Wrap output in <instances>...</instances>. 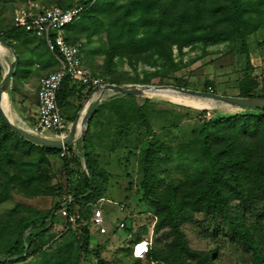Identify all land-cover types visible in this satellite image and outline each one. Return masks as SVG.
<instances>
[{
  "label": "trees",
  "instance_id": "16d2710c",
  "mask_svg": "<svg viewBox=\"0 0 264 264\" xmlns=\"http://www.w3.org/2000/svg\"><path fill=\"white\" fill-rule=\"evenodd\" d=\"M39 1L43 7H84L79 19L67 27V40L82 43L83 58L94 69L92 75L104 83L165 85L170 78L177 86L189 88V83L176 76L184 65L186 48L203 47L205 52L218 44L241 42L247 52L248 38L264 28V0ZM14 2L0 0V11ZM0 37L12 42L19 55L12 93L21 91V77L29 79L25 54H33L36 48L33 35L11 22L0 27ZM45 44L53 58L33 54L39 74L58 64ZM98 56L103 58L100 66ZM247 58L238 96L264 97L257 93L259 82L250 75L253 65ZM125 64L132 72L119 69ZM2 71L7 69L0 63V82ZM93 88L64 78L58 94L64 118L75 101L80 104L65 118L67 124L75 120ZM170 92L207 106L222 104ZM147 96L154 98L149 92ZM154 105L150 99L141 103L131 95L110 96L91 118L85 141L77 148L79 154L68 147L66 155L63 149L25 140L0 114V199L15 190L29 199L50 196L56 200L49 210L18 205L7 215L0 214V264H140L131 246L133 260L122 257L119 261L104 258L98 246L92 248L94 206L106 198L112 175L101 158L122 149L139 158V204L154 218V233L168 229L164 239L156 238L150 245L146 264H217L219 247L194 249L183 230L185 224H197L199 214L210 220L206 230L210 235L204 233L205 238L217 243L218 236L223 237L252 264H264V110L247 109L199 121L187 139L175 140L166 134L181 132L180 114L157 131L153 118L163 111ZM18 124L33 131L26 122ZM56 162L65 170V183L56 181ZM60 210H65V218L57 215ZM133 216L128 217L133 220ZM60 223L62 227L56 230ZM124 228L128 238L144 240L133 224L125 222ZM143 230L148 232L146 227ZM8 235L15 240L5 246ZM162 240H166L163 245Z\"/></svg>",
  "mask_w": 264,
  "mask_h": 264
},
{
  "label": "rangeland",
  "instance_id": "374dc122",
  "mask_svg": "<svg viewBox=\"0 0 264 264\" xmlns=\"http://www.w3.org/2000/svg\"><path fill=\"white\" fill-rule=\"evenodd\" d=\"M31 4L36 7H41L43 5L39 0H16L14 3L5 5L0 11V27L2 28L5 24L13 22V16L16 15L19 9ZM33 38L35 42L34 47H36L33 48L35 49L33 54L38 56L43 53L42 59L53 58L52 54L48 52L44 39L34 35ZM96 43L97 42H95V44ZM241 44V42L235 44L222 43L209 47L205 52L203 47L186 48L184 50V65L182 69L177 72L176 76L181 78L184 82L189 83L191 85L189 88L191 89L204 90L205 88L220 94L238 96L240 92L238 87L239 81L245 75L246 65L248 64L247 57L249 56L251 65H253V71H251L250 75L255 77L259 82L257 93L264 94V28L248 38L247 52L242 50ZM9 52L13 57L10 50ZM175 53L178 56L177 50H175ZM33 54L31 51L25 54L26 65H24V70L27 71L26 75L29 73V79L26 80V78L21 77V91H13L12 93V105L20 114H22L23 107H25L26 114H29V110L36 104L35 92L38 86L36 85V81L31 78V75L37 73V67L33 65ZM102 63L103 58L98 56L96 58V64L100 66ZM83 65L91 74L94 73V69L88 66L84 58ZM119 69L132 72L128 64L119 67ZM2 72L4 73V71ZM154 84L158 85L159 83L155 82ZM164 84L176 85L174 80L170 78L166 79ZM20 92L25 97L22 102V97L19 96ZM154 93L153 99L138 97V101L142 103L145 99H150L156 103L154 107L157 111H163L160 115L153 118V125L157 131H161L162 125L168 126L169 121L174 115L180 114L181 132L175 133L168 131L166 134V136H172L175 140H178V138L187 139L199 121L217 118L229 114L230 112L225 107L219 106L215 108L212 107L213 105L207 106L206 103L182 97L175 92H170V90L156 91ZM22 103L25 104L22 105ZM10 118L14 121L12 117ZM45 134L48 136L52 135V133L46 132ZM101 160L112 175L108 184L106 198L100 205L104 214V223L100 227H91L93 234L92 248L98 246L102 256L111 261H119L122 257L133 260V258L130 257L131 255L128 247L134 245L135 251L138 238H128L127 231L120 226L122 222L125 221L126 224L128 223L129 225L133 224V229L137 235L144 240H148L151 244L156 238L164 239L163 234L167 232L168 229L159 233H154V218L144 212L145 210L141 204H139V197L141 195L137 187L140 177L139 158L136 155H130L127 150L122 149L118 153H113L110 156L103 155ZM54 168L56 171V181L65 183V170L62 164L56 162ZM131 183H133L132 188ZM55 202L56 200L47 196L29 199L19 192L12 190L9 196L0 199V214L7 215L11 211L17 209L18 205L36 207L42 211L49 210L54 206ZM121 207H123L124 210H122ZM130 214H134L133 220L128 217ZM57 215L60 219L67 216L65 210H60ZM197 218L199 221L197 224L189 223L185 224L183 227L187 241L192 248L208 250L219 247L216 260L217 264H252L247 256L236 249L228 240H225V238L218 236L216 240L217 243L211 241L210 238H205L204 233L207 234L206 230L207 227H209L210 220L203 214H199ZM61 227L62 223L57 226L56 230H59ZM144 227L148 229V232L143 230ZM101 229H105L106 231L102 233ZM209 231L212 233L213 229L211 228ZM53 232L54 230H51L48 234ZM7 238L9 241L5 243V246H7L9 242L11 243L15 240L11 235H8ZM165 241L166 240H162L161 244L163 245ZM136 256L140 258V264L147 263L146 253H141ZM4 259L7 258L4 257Z\"/></svg>",
  "mask_w": 264,
  "mask_h": 264
},
{
  "label": "built area",
  "instance_id": "2783aa9c",
  "mask_svg": "<svg viewBox=\"0 0 264 264\" xmlns=\"http://www.w3.org/2000/svg\"><path fill=\"white\" fill-rule=\"evenodd\" d=\"M83 10V6L64 9L58 5L36 7L31 4L19 9L13 18L15 26L23 28L34 36L43 38L59 63L57 70L43 76L39 82L38 120L32 126L35 129L34 132L38 134L52 133L50 136L60 138L69 131V124H67L58 103V94L65 77L94 87L104 83L84 67L82 43L72 44L67 40V27L79 19ZM67 148H63L62 155L68 153ZM73 152L79 154L78 149H73ZM83 170L87 175L89 174L85 165ZM104 200L102 199L101 202ZM71 201L72 197L68 195V202ZM101 202L94 206L95 210L91 221L93 227H100L104 223ZM121 209L124 210L123 207ZM73 220L74 218H71V221ZM120 226L124 228L125 222H122ZM105 231V229H101L102 233ZM141 245H144V248L139 251ZM150 245L151 242L148 240L136 243L135 254L147 253Z\"/></svg>",
  "mask_w": 264,
  "mask_h": 264
},
{
  "label": "water",
  "instance_id": "95a60500",
  "mask_svg": "<svg viewBox=\"0 0 264 264\" xmlns=\"http://www.w3.org/2000/svg\"><path fill=\"white\" fill-rule=\"evenodd\" d=\"M0 44L7 47L13 55L12 59L6 56V60L8 61L10 66L7 71L3 73V77L0 82V114L11 129H13L25 140L37 146L46 147L50 149H63L67 147H76L79 144H83L85 141L86 134L88 132L89 122L96 110L110 96L118 94L148 98L147 94L149 91L160 88H169L186 96L213 99L222 104L230 105L233 107H239L246 110H264V97H243L226 95L214 91L184 88L177 85L103 83L93 88L91 95L84 103V107L88 101H90L92 98L93 99L89 107L85 111L81 122L80 117L84 107L78 113L75 121L72 122L69 126V131L66 133L65 136L57 138L48 135L38 134L12 121L3 108L5 95L12 96L13 79L16 72L17 64L19 62V55L15 50L14 44L10 42L6 37H0ZM84 164L87 168L86 161Z\"/></svg>",
  "mask_w": 264,
  "mask_h": 264
},
{
  "label": "crops",
  "instance_id": "0c3cea01",
  "mask_svg": "<svg viewBox=\"0 0 264 264\" xmlns=\"http://www.w3.org/2000/svg\"><path fill=\"white\" fill-rule=\"evenodd\" d=\"M6 56H8L10 58L11 54H10L8 48L5 47V46H3L1 44L0 45V63L2 64V66L5 69H7L10 66L9 63H8V61L6 60ZM55 59H56V57H55ZM57 62H58V60H57ZM58 67H59V63L57 64V67L55 69L48 70L49 72H43L42 71V72H40V74L38 72L37 73H34V74L32 73L33 75H31V78H33L32 80H35L36 81V85L38 86V89H39L40 79L43 76L49 75L50 73L54 72L55 70L58 69ZM89 86H91V85H89ZM38 89L35 92L36 104H35V106L33 108H31L29 110V112H30L29 114H26L25 107L22 108V114L18 113V111L16 109H14V107L12 105L13 97L12 96L8 97L9 95H6L5 98H4L3 107H4L5 111H6V113L8 114V116L9 117H12L14 119V121L17 122V123H19V122H26L28 125L34 126L37 123V120H38ZM156 91H163V90H152V91H149V93L154 96V94H155L154 92H156ZM165 91H167V90H165ZM19 96L22 97V99H21V102H22L25 99V97L22 95L21 92H20V95ZM92 99L87 102V104L85 105V107H84V103L85 102L82 104V108L84 107V109L82 110V113H81L80 122H81V119H82L85 111L89 107ZM24 104L25 103H22V105H24ZM79 105H80L79 102L78 101H75V103L73 105V108L70 111V113H66L65 114V118H67V120H68L69 117H71V115L73 113H75V110H77V108L79 107ZM219 106L225 107L228 111H230L229 114H236V113H244V112H247L246 109L239 108V107H232V106L226 105V104H218V105L216 104V105H213L212 107H215L216 108V107H219ZM81 109L78 111V113L81 111ZM78 113H77V115H78ZM77 115H76V117H77ZM74 121H72V122H74ZM71 123L69 124V126L71 125ZM81 145L82 144H79L78 146L72 147V148L73 149H77ZM80 159H81V164H82V168H83V166L85 165L84 164L85 163V160H84L83 157H81ZM47 197H50V196H47ZM131 247L134 248V245H132Z\"/></svg>",
  "mask_w": 264,
  "mask_h": 264
},
{
  "label": "bare ground",
  "instance_id": "6f19581e",
  "mask_svg": "<svg viewBox=\"0 0 264 264\" xmlns=\"http://www.w3.org/2000/svg\"><path fill=\"white\" fill-rule=\"evenodd\" d=\"M1 45V44H0ZM9 68V67H8ZM7 68V69H8ZM155 90H172V89H169V88H160V89H155ZM6 96V95H5ZM4 108V107H3ZM5 110V109H4ZM6 112V111H5ZM7 114V113H6ZM8 115V114H7ZM9 117V116H8ZM10 118V117H9ZM33 131H35V129L33 128ZM144 248V245H141L140 247H139V251H140V249H143Z\"/></svg>",
  "mask_w": 264,
  "mask_h": 264
}]
</instances>
